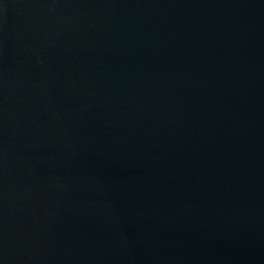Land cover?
I'll use <instances>...</instances> for the list:
<instances>
[{"label":"water","instance_id":"obj_1","mask_svg":"<svg viewBox=\"0 0 264 264\" xmlns=\"http://www.w3.org/2000/svg\"><path fill=\"white\" fill-rule=\"evenodd\" d=\"M0 264H264V0H0Z\"/></svg>","mask_w":264,"mask_h":264}]
</instances>
